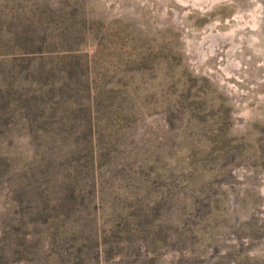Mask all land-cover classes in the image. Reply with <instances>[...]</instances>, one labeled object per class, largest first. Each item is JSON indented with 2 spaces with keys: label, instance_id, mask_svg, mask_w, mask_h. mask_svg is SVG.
<instances>
[{
  "label": "rangeland",
  "instance_id": "1",
  "mask_svg": "<svg viewBox=\"0 0 264 264\" xmlns=\"http://www.w3.org/2000/svg\"><path fill=\"white\" fill-rule=\"evenodd\" d=\"M0 264H264V0H0Z\"/></svg>",
  "mask_w": 264,
  "mask_h": 264
},
{
  "label": "trees",
  "instance_id": "2",
  "mask_svg": "<svg viewBox=\"0 0 264 264\" xmlns=\"http://www.w3.org/2000/svg\"><path fill=\"white\" fill-rule=\"evenodd\" d=\"M29 52H35V51H27V53H29Z\"/></svg>",
  "mask_w": 264,
  "mask_h": 264
}]
</instances>
